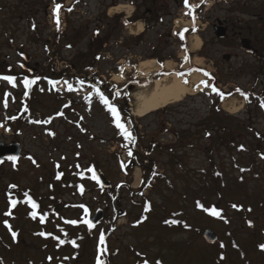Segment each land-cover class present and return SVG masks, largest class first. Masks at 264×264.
I'll list each match as a JSON object with an SVG mask.
<instances>
[{"label":"rangeland","instance_id":"obj_1","mask_svg":"<svg viewBox=\"0 0 264 264\" xmlns=\"http://www.w3.org/2000/svg\"><path fill=\"white\" fill-rule=\"evenodd\" d=\"M146 1L145 9L152 7L151 0ZM138 3L0 0V66L20 74V54L25 53L31 69L67 73L63 72L62 88L55 84L57 94L39 90L27 109L21 105L20 85L12 88L7 106L0 91V142H18L22 150L16 163L0 165V264H91L97 247L107 248L110 264H264L260 247L264 245V107L252 105L255 96L264 101L260 95L264 96V0H191V5L203 4L193 24L186 7L174 6L175 15L163 12L165 7L157 8L162 18L149 21L144 17L147 10ZM55 4L62 5L59 30L53 16ZM117 5H129L132 11L138 7L141 19L133 22L142 21L141 35L129 33L121 21L123 13H108ZM177 20L181 28L192 27L196 34L181 40L175 34ZM219 22L227 31L222 39L214 31ZM194 35L201 40L196 52L190 50ZM240 38L249 39L254 53L240 48ZM95 47L98 60L84 68L79 57ZM148 59L164 61L165 70V62L170 61V72L193 65L203 68L230 95L218 106L207 88L164 109L133 115L128 96L148 83V75L135 71ZM93 76L94 81L87 83ZM115 76H124V82L113 81ZM65 81L72 84V91ZM93 85L107 97L111 87L125 93L124 100L119 92L111 102L128 108L129 118L119 112L121 122L136 136L134 143L127 144L132 141L120 134L106 106L88 97ZM236 86L247 99L234 91ZM230 98L242 104L236 114L222 108ZM12 115L21 121L10 119ZM49 118L50 123L34 122ZM151 140L158 147L149 146L141 166L129 170V149L132 154L148 153L145 148ZM90 163L104 173L111 193L98 189L89 176L77 175L85 174ZM153 164L158 176L143 188L142 166L148 174ZM213 167L220 178L212 175ZM136 171L139 180L134 185ZM57 173H62L59 179ZM79 180L83 192L69 184ZM10 185L20 188L14 190L17 193L30 190L35 199L41 198L44 209L51 207L54 213L43 223L27 218L28 207L19 205L5 215V189ZM147 199L149 205H145ZM82 204L88 205L90 216L99 208L104 211L103 220L92 231L83 222L87 215ZM210 207L219 215L204 211ZM5 220L11 230L3 228ZM69 220L78 223H66ZM171 220L184 224L164 223ZM206 229L217 236L212 245L202 236ZM41 232L50 235L41 236ZM101 235H105L103 244Z\"/></svg>","mask_w":264,"mask_h":264},{"label":"trees","instance_id":"obj_2","mask_svg":"<svg viewBox=\"0 0 264 264\" xmlns=\"http://www.w3.org/2000/svg\"><path fill=\"white\" fill-rule=\"evenodd\" d=\"M134 19H137L136 14L133 15V17H132V19H130V21H132V20H134ZM193 32H195V31L193 30V28H189V29H187V31L184 32V40H186V35H187V34H189V33H193ZM60 34H61V32H59V34H57V35H59V37H60ZM96 38H97V36H94L93 39H96ZM45 46H46L47 51H50V47H48L47 45H45ZM58 46H59V45H58ZM184 46H185V45H184ZM97 49H98V48L95 47V48L92 50V53H88V51H87L86 53L82 54V55L79 57V58H82V59H80V60H81V61H80V64H81L84 68H91V67H93V64L95 63L94 61L98 60V56H99V55H97V53H96ZM99 49H100V48H99ZM89 52H90V51H89ZM186 52H187V49H186ZM158 61H159V62H162V61H160V60H158ZM72 64H73V63H72ZM191 68H194V67H191ZM46 72H47V71H44V69L41 67V68H38L37 71H36L34 74H28V73H26V72H20V74H16V72L8 71L6 68H2V67L0 66V76H14V77L16 78L15 86H13L12 84L8 83L7 81H5V82H1L2 79H0V91H1V97H2V100H4V103H5V100H6L8 97H11V96H12V92H11V91H12V88H17L18 85L21 86V88H20V89H21V92H20L19 94L22 95V101H23V102L21 103V105H23V109H27V107H29V103H30V101L32 100L33 97H36V94H37V92H38L39 90L44 89V90H46L48 93H54V94H57V93H58V89L55 87V85L49 83V81H54L55 78L57 77V75H55L54 72H53V73H50V74H47ZM20 75H22V77H20ZM25 77L28 78V79H30V80L35 79V78H37V77H39V79H37V80H36V83H34L30 88H25V86H24V84H23V80H24ZM19 78H21L20 81H19ZM93 79H94V78H92V79L89 78V81H94ZM17 89H18V88H17ZM119 90H120V89H118V88H110V95L108 96L110 102L113 101V100L115 99V96L117 95V92H118ZM25 92L28 93L27 96L24 95ZM121 92H123V91H121ZM224 93H225V92H224ZM225 94L227 95V93H225ZM92 95H93V97H95V98L97 99V101H98L99 104H102V103L100 102L99 97L96 95V93H95L94 90H91V96H92ZM124 98H125V93H124V95H123L122 100H124ZM221 100H222L221 97L218 95V96H217V103H219ZM116 106H117L118 110L122 113L123 116L129 118V110H128V108H126V106H125L124 104H123V106H122V105H119V103H117ZM9 117H15V119H16L17 122H18V121H21V117L18 116V115H12V116H9ZM176 135L179 137V134L176 133ZM135 138H136V136H135ZM132 143H134V142H127L128 145H130V144H132ZM149 146H150L151 149H153V148H155V147L157 148V147H158V144H157L156 142H154L153 140H151V141L149 142L148 146L145 148V150H146L148 153L145 152L143 155H141V154H138L137 152H135L134 154H132V155L130 156L131 160H130L129 162L126 163V166H127V168H129V170H130L133 166H137V165H138L139 167L141 166L142 161L146 159L145 154H149V153H150V148H149ZM150 166H152V167L150 168ZM89 168H92V169H94L95 171L97 170V168H95V167H94L93 165H91V163H90V164L86 167L85 174L81 175L82 173H77V175H78L79 177H81V178H86L87 176H89V177L92 179V181H94V179L92 178L93 173L90 172V171H88ZM148 168L150 169V171H149V173L147 174V172H146V170H145V169H146L145 166H142V169H143V171H144V175H143V177H142V184H143L142 187H143V188L146 187V186H148V185H150V182L152 181V179H153L155 176H158V174H155V172H154V171H155V169H154V164H153V165H149ZM149 169H148V170H149ZM211 171H212V175H213V176H216V177H219V178L221 177L220 174H218V176H217L218 171H215V170H214V167H213V170L211 169ZM123 172L126 173V170L124 169ZM86 173H88V175H87ZM69 184L72 185V186H74V188H75L76 190H78L79 192H81V191H80V187H81V186L83 187V191H84V189H85L84 186H83V183H82L80 180L77 181V182H75V184H74V182H69ZM62 185L65 186L64 183H63ZM97 188H98V187H97ZM98 189H100V188H98ZM110 189H111V188H110ZM110 189H103V190H105V191L111 193ZM100 190H101V189H100ZM21 191H22V193H23V196H24V193H25V192L29 193V195L31 196V198H32V199L36 202V204H37V208H36V209H33V208L31 207V205H29V206H30V209L27 210V212H26V217H27V218H30V219H32V220L35 219V220H37V221H41V216L43 215V216L45 217V218H44V221H45V219H46L51 213H54V211H53V209H52L51 207H49L48 209H44V207L41 206V198L35 199L34 196H33V194L31 193L30 190H29V191H28V190H21ZM136 193H139V192H136ZM13 199L17 200V198H16L15 196H13ZM49 199L52 200V199H51V196H49ZM23 200H26V197H25V196H24V199H23ZM17 201H18V200H17ZM148 202H149V199L146 200L145 205H149L150 203H148ZM82 205H83V209H84V211H85V209H87V212L84 213L85 215H87V214H88V205H85V204H82ZM211 209H212V207H210V208H208V209L205 208L204 211H207L208 213H210L209 210H211ZM33 211H35V212L37 213L36 218H33L31 215H29V213H30V212H33ZM116 216H117V214H116ZM114 220H115V217L113 218V221L111 222V224H112L111 226H114ZM173 221H176V223H173L174 225L184 224L183 222H179V220H173ZM164 223H166V222H164ZM168 223H169V224L172 223V220H171L170 222L168 221ZM168 223H167V224H168ZM84 224L87 226L86 223H84ZM87 227H88V226H87ZM92 230H94V229H90V228H88V231H92ZM103 237H105V235H103ZM102 249H103V251H102ZM97 256H99L100 259H102V260L104 261V264H110V262H109V256H110V253L108 252V250H107L106 247H105V248L97 247V249H96V254L93 256V258H92V263H91V264H96Z\"/></svg>","mask_w":264,"mask_h":264},{"label":"bare ground","instance_id":"obj_3","mask_svg":"<svg viewBox=\"0 0 264 264\" xmlns=\"http://www.w3.org/2000/svg\"><path fill=\"white\" fill-rule=\"evenodd\" d=\"M131 11L132 7L129 5H117L109 8L108 13L110 15H116L122 12L130 13ZM181 23L180 20H177L174 29L179 30ZM126 29L132 35L141 34L143 32V23L140 20L136 21L129 24ZM191 41L190 50L196 52L200 47L201 40L197 35H194ZM195 61L200 63L198 58ZM157 66V62L154 59H148L141 61L135 71L140 75H151L156 72ZM165 68L167 70L172 69L170 61L165 62ZM202 80L206 81L203 74L194 71L184 75L169 73L155 78L149 84L139 86L134 92L129 93L128 99L131 113L137 116H144L151 111L176 104L187 95L196 94L198 89H203L204 91L208 87L201 84ZM113 81L122 83L124 82V76H115ZM222 107L226 112L236 114L241 109L242 104L240 101L230 98L222 104ZM135 176L136 180L134 185H137L139 180L138 171H136Z\"/></svg>","mask_w":264,"mask_h":264},{"label":"snow or ice","instance_id":"obj_4","mask_svg":"<svg viewBox=\"0 0 264 264\" xmlns=\"http://www.w3.org/2000/svg\"><path fill=\"white\" fill-rule=\"evenodd\" d=\"M54 2H55V0H54ZM201 2L203 3V0H201ZM61 7H62V5L55 4V6L53 8V16H54V20H55L56 25H57V30H59V24H60L59 11H60ZM185 7L189 9L188 14H192V10L194 8H196V7H199V5H191V4H189L188 0H185ZM68 10L71 11L70 8ZM125 23L127 24L128 21H125ZM193 30H195V29L193 28ZM185 31H187V29L180 30V31H178L175 34L176 35H179L180 38H181V40H183L184 39V32ZM182 47H183V45H182ZM183 59L185 61L189 60V56H188L187 52H185V55H184ZM197 71H203V70L202 69H197ZM121 72H123V69H121ZM181 75H182V73H181ZM204 75L205 76H209L210 74L207 73V72H204ZM0 79L5 80L8 83H10L13 86H15L16 78L14 76H0ZM37 79H39V77H37L35 79H32V80H30V79H28V78L25 77L24 80H23V84H24L25 88H30L34 83H36V80ZM49 83L55 85L58 82H56V81H49ZM79 83L80 84H83L84 81L81 80V81H79ZM185 83H187V81H185ZM65 84L67 85V88H68L69 91H72L73 90L72 84L68 83L67 81H65ZM201 84H204L205 87L211 88V91L214 92V93H216V94H218L221 97V99H223L225 97V95H226L224 92H222L221 90H219L218 88H216L215 85L211 84L209 81H203L202 80L201 81ZM92 87H93V90L95 91L96 95L99 96L100 102L106 106L107 111L111 114V116L113 118V121L112 122L115 124V127L119 130L120 134L122 136H124L127 140L134 142L135 141V137L132 135L131 131L128 130V128L125 126V124L121 122L120 112H119L117 106L115 105V103L110 102L109 99H108V97L105 96L100 91V89L98 87H96L95 85H93ZM201 90H203V89H201ZM237 91L240 92V89H237ZM241 94L245 96V99H247V94H245V93H241ZM24 95L27 96L28 93L25 92ZM117 95H118V93H117ZM228 95H230V93ZM89 96H91V92L89 93ZM86 99H87V97H86ZM5 106H7V103L6 102H5ZM65 107H67V105H65ZM261 107H264V101H261ZM58 115H63V113H58ZM10 119H15V117H10ZM34 122L35 123H50V118L48 120L34 121ZM49 135H54V133L49 132ZM128 155L129 156L132 155L131 149H129ZM9 159H11L12 161H15L16 160V157H14V156L13 157H9ZM88 171H90V172L93 173V175H92V178L93 179H97L94 169L89 168ZM61 175H62V173H57V179H59ZM10 187L15 188L16 185H10ZM80 191L83 192V187L82 186L80 187ZM24 196L26 197V201L25 202L28 203V204H30L33 209H36L37 208V204L31 198V196L29 195V193L25 192L24 193ZM19 202L20 201H17L15 199H10V206L11 207H15V205L17 203H19ZM197 206L198 207H203V205L199 204V202H198ZM81 207H83V205H81ZM233 207H236V205H233ZM145 210H148L147 209V206H146ZM209 211L213 215H216V216L219 215V212L216 211L215 208H212ZM85 212H87V209H85ZM5 215H11V212L9 211V212L5 213ZM29 215H31L33 218H36L37 213L35 211H33V212H30ZM44 218L45 217L42 215L41 216V222L42 223L44 222ZM83 222L86 223V224H88L89 228L93 227V225H92V223L90 221L84 220ZM66 223L76 224V223H78V221H76V220H69V221H66ZM166 223H168V221H166ZM172 223H176V221H172ZM4 224H5L6 227H8L11 230V226L8 224V221L7 220L4 221ZM39 235L45 236V235H50V234H46L44 232H41V233H39ZM12 236L15 239L16 233L14 231L12 232ZM100 241H101V244H103V235H101ZM60 243H64V241L61 240ZM71 243H73L75 245V241H71ZM221 246L223 247V245H221ZM260 247H261V249H264V245H260ZM102 251H103V249H102ZM49 259H51V258H49ZM96 264H104V261L102 259H100L99 256H97ZM144 264H148V262L147 261H144ZM157 264H159V262H157Z\"/></svg>","mask_w":264,"mask_h":264},{"label":"water","instance_id":"obj_5","mask_svg":"<svg viewBox=\"0 0 264 264\" xmlns=\"http://www.w3.org/2000/svg\"><path fill=\"white\" fill-rule=\"evenodd\" d=\"M219 25H215V35L218 38H224L226 35V28L223 26H220V22L218 23ZM240 46L248 51V52H254V49L250 46V41L248 39H241L240 40ZM22 58L24 59V61L26 63H28L30 61V56H28L27 54H22ZM224 60H228L229 56H223ZM22 67L24 69H26L27 71H29L30 73L34 72V69H30L26 66V64H23ZM21 153V147L19 145V143L17 142H13V143H0V162L3 159H9V157H16V159L19 158ZM96 182L100 187L103 188H110L111 184L109 181H107V179L105 178L104 174L99 172L96 173ZM104 217V211L102 209H97L95 210L94 214L92 216H88L87 220L90 221L93 225V227H95L96 225L99 224L100 221H102ZM91 227V228H93ZM203 238L209 242V243H213L216 241L217 236L216 234L211 231V230H205L203 232Z\"/></svg>","mask_w":264,"mask_h":264},{"label":"flooded vegetation","instance_id":"obj_6","mask_svg":"<svg viewBox=\"0 0 264 264\" xmlns=\"http://www.w3.org/2000/svg\"><path fill=\"white\" fill-rule=\"evenodd\" d=\"M169 1V2H168ZM208 1V0H207ZM188 2H189V4H190V2H191V0H188ZM136 3V2H135ZM134 3V4H135ZM141 3V6H140V8H143V9H145V6H147L148 5V3H149V1H146V0H139V3L138 4H140ZM150 4H152V7H149V8H147V9H145V10H147L146 11V13L144 14L145 15V17L147 18V20H152V19H161L162 18V15H161V13H160V11H158V9L157 8H161V7H165L166 8V10H162L163 12H168L169 14H172V15H175V14H177L178 12L176 11V10H174V6L176 7V6H182V7H185V0H151L150 1ZM137 5V4H136ZM201 7H203V5L201 4ZM138 7L136 6V8L135 9H137ZM197 8V7H196ZM201 9V8H200ZM199 9V7H198V10H196L195 12L194 11H192V18H194L195 19V16L197 15V13H198V11L200 10ZM154 11V12H153ZM153 13V14H152ZM256 56V55H255ZM20 64L21 63H19V66H20ZM236 91H237V89H239L237 86L234 88ZM264 97V96H263ZM254 101L256 102L255 104L254 103H252V105H256V106H258V104L259 105H261V102L259 101V99H257V98H254ZM258 103V104H257ZM12 161H9V160H6V161H3L2 163H0V165H3V164H6V163H11ZM5 199H6V197H5ZM7 201V200H6ZM6 211L7 212H11L12 210H10L11 208H10V204H9V202L7 201V206H6ZM7 212H4V214L5 213H7Z\"/></svg>","mask_w":264,"mask_h":264}]
</instances>
